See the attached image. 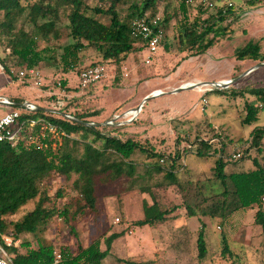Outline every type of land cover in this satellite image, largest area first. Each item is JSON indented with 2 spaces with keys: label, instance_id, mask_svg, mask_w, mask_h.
Instances as JSON below:
<instances>
[{
  "label": "rangeland",
  "instance_id": "rangeland-1",
  "mask_svg": "<svg viewBox=\"0 0 264 264\" xmlns=\"http://www.w3.org/2000/svg\"><path fill=\"white\" fill-rule=\"evenodd\" d=\"M88 1L91 5L106 6L111 2V0ZM180 1H160L159 16L165 18L167 14H174L179 8ZM187 1L191 7L192 17L201 15L203 19L209 18L215 15L218 7L223 4H233L236 14L229 16L225 22L228 27L227 37L220 38L217 45L204 55L186 59L180 66L178 62L186 53L181 52L179 48L176 17L167 25L168 51L161 46L151 64L145 62L146 50L144 54L142 52L132 54L123 69L124 77L119 85H114L110 79L117 74L116 66L112 63L103 64L106 75L98 81L91 92L75 93L69 92L60 80L68 78L71 88L80 86V75L77 70L64 74L57 64L44 62L37 66L39 77L21 79L11 77L0 61V95L29 100L52 110L59 98L67 106L73 96L79 95L76 98L80 99V103L75 98L71 102L72 108H80L82 104L91 111H100L95 120L101 124H105L112 117L114 119L119 117L130 109L133 113L132 109L136 108L147 95L162 89L167 93L147 100L139 113L138 122L130 125L125 135L134 134L144 143L152 142L165 159L175 154L179 155L177 163L180 168L186 164L180 172L183 186H170L164 189V186H159L164 175L152 169L157 159L138 151L133 155L135 169L132 175H124L114 182H97L99 197L97 212L84 213L70 222L56 215L47 225H40L36 233H27L17 238L21 240L20 243L26 240L37 247L41 241L54 244L58 248L66 245L75 249L77 239L88 245L105 234L124 232L114 242L104 264H119L117 258L145 264H264L262 228L254 223L256 209L253 208L242 209L227 218L201 214L189 217L185 214L186 211L181 209L183 214L164 223L145 226L135 224L144 217V202H152L151 194L146 191V187L153 188L167 202L181 204L187 200L192 205L198 201L197 191L200 186L203 187L204 194L211 196L224 189L214 177L212 170L217 157L214 155L206 157L196 153L197 143L200 141L198 136L206 133V130L208 132L203 137L210 140L214 133L217 134L216 138L225 147L226 154L241 152L244 155L239 162H231L229 169L235 167L248 169L253 166L252 157L260 156L256 148L251 147V132L256 127L264 126V110L260 111L257 122L244 124L242 121L246 114L243 111L244 102L251 100L252 97L249 95L245 98L235 97L233 91L253 85L264 86V65L241 76L260 62L239 61L235 58V51L250 41H260L264 51V0H257L254 5L250 4L251 0ZM135 2L139 3L141 0L120 3L118 6L120 14L124 17L131 14V4ZM211 3L212 6H207ZM69 12V8L60 10L58 26L61 38L51 43L58 59L63 52L62 48L73 42L69 35ZM51 19V16L40 17L38 21L42 24ZM31 27L32 23L27 21L26 28L30 30ZM47 45L45 40L40 42L41 47ZM5 46L0 37V58L10 52ZM84 54L87 57L85 65L101 61V55L92 49ZM15 70L18 72L23 69L16 67ZM230 79L236 81L224 91L222 90L225 88H213L204 92L194 87L177 93H168L183 84L186 86L188 82ZM203 98L207 99L206 104ZM3 111H9V108H3ZM122 119L126 120L128 116H123L120 120ZM209 123L213 124V131ZM262 155L260 158L264 161V152ZM166 166H169V162ZM75 178V175L68 179L62 175H55L47 186H43L38 199L45 200L48 197L49 200L44 204L46 207L56 206L58 210H62L76 195L73 190ZM59 189L64 192L63 198L57 196ZM38 199L23 205L12 219L16 221L33 209ZM71 209L74 210V207ZM72 227L79 233V237L71 232ZM202 229L208 248L204 259L198 256L197 242ZM6 234L15 237L12 232ZM225 238L232 251L240 257L236 263L230 256L224 257L221 254Z\"/></svg>",
  "mask_w": 264,
  "mask_h": 264
},
{
  "label": "trees",
  "instance_id": "trees-1",
  "mask_svg": "<svg viewBox=\"0 0 264 264\" xmlns=\"http://www.w3.org/2000/svg\"><path fill=\"white\" fill-rule=\"evenodd\" d=\"M128 1L130 0H111L110 5L106 6L91 5L88 0H0V37L5 42V48L10 49L8 54L0 58L1 64L11 77L16 78L21 71L17 72L16 67L37 68L44 62L57 64L64 74L77 70L79 75L84 69L112 63L116 66L117 74L110 79L114 85H119L123 80V69L129 57L137 52L144 54L148 49L146 40L133 35V21L145 14L149 17L159 15V3L162 0H141L139 3H132V13L124 17L120 14L118 6ZM256 1L251 0L250 4L254 5ZM62 8L70 9L69 35L73 42L62 48L63 52L58 59L51 43L61 38L58 21ZM190 9L188 1L181 0L178 10L174 14H167L161 21L164 30L162 47L168 51L167 25L173 17L178 19L176 23L178 44L180 51L186 53L178 62V66L186 59L204 55L217 45L220 38L227 37L228 27L225 22L229 16L236 14L233 4L220 5L215 15L204 19L201 15L192 17ZM49 16L52 17L51 20L39 24L40 17ZM21 21L23 22L19 25ZM27 21L32 23L30 30L26 28ZM42 40L48 45L41 47ZM89 49L99 53L101 61L85 65L87 57L84 52ZM235 58L239 61L264 62L261 42L250 41L238 48L235 51ZM60 81L69 92L75 93L91 92L98 83H91L85 88L81 85L71 88L68 78ZM233 93L235 97L245 98L247 95L252 97L251 100L244 102L243 111L246 114L242 121L244 124L257 122L260 111L264 110V86L253 85L234 89ZM76 97L79 95L73 96L68 105L61 108V112L71 115L76 120L52 112L46 107L45 110H25L21 106L25 100L11 98L16 103L12 108L21 112L20 122L40 118L44 121L36 125L32 131L26 128L22 132V136H37L35 143L28 142L27 137L16 146L0 142V233L12 232L16 238H21L24 234L36 233L40 225H47L56 215L70 222L84 213L97 212L99 204L97 182L109 183L124 175H132L135 169L133 155L138 151L157 159L152 169L164 175L159 186H164V189L170 186H183L180 172L186 164L180 168L177 163L179 155L175 154L165 159L152 142L144 143L134 134L125 135L129 126L138 122V118L132 123H119L125 119H119L114 124L98 123L95 119L100 111H91L82 104L80 108H72L71 102ZM76 99L80 103V99ZM112 119L114 117L110 118ZM87 122H95L96 125L89 126L85 124ZM46 124L57 128L56 136H61V140L53 137L55 135L43 127ZM209 124L213 131V124ZM206 133L198 136L200 141L197 143L196 153L206 157L211 155L217 157L212 170L214 177L224 189L211 196L204 194L203 187L200 186L197 191L198 201L192 205L187 200L181 204L167 202L153 188L146 187V191L151 194L152 202H144V217L135 224L145 226L164 223L183 214L181 209L185 210L189 217L201 214L227 218L242 209L253 208L256 209L254 223L262 228L264 247V161L260 158L264 152V126L256 127L251 132V147H255L260 156L252 157L253 166L248 169L237 167L229 169L231 162L237 163L241 158L235 159L234 154H226L225 147L216 138L217 134L214 133V137L207 140L203 137ZM249 155L250 153L248 157ZM167 162L169 166H166ZM55 175H62L67 179L76 176L73 182L76 195L62 210H58L56 206L46 207L44 204L49 200L48 197L45 200L38 199L43 186H47ZM57 196L63 198V190L59 189ZM35 199L38 201L33 209L16 221L12 219L23 205ZM73 207L74 210L71 209ZM71 232L79 237V233L73 227ZM123 233L105 234L88 245L77 239L75 249L66 245L58 248L54 244L41 241L34 247L31 242L23 240L20 247H11L9 250L14 255L16 264H104L114 242ZM197 242L198 256L204 259L208 248L203 229L199 232ZM221 254L224 257L230 256L234 263L240 260L226 238ZM117 261L119 264H145L123 258H117Z\"/></svg>",
  "mask_w": 264,
  "mask_h": 264
},
{
  "label": "built area",
  "instance_id": "built-area-1",
  "mask_svg": "<svg viewBox=\"0 0 264 264\" xmlns=\"http://www.w3.org/2000/svg\"><path fill=\"white\" fill-rule=\"evenodd\" d=\"M209 5L212 6L213 4L211 3ZM161 21L162 18L159 15H156L155 17H149L148 14H145L142 17L136 18L132 23L133 35L136 37H141L148 43L147 56L145 57V62L147 64L152 63V59L158 54L164 40V30ZM105 73L106 68L103 65L84 69L79 76L81 87L85 88L91 83L100 81L106 75ZM39 76L40 73L37 68L23 69L19 72V77L21 79L25 77L37 78ZM188 84L194 85L195 88H199L204 92H207L208 90H211L213 88H222V86L216 84L215 82L197 81L188 82ZM156 92L160 93L163 92V90L158 89L152 94H155ZM203 102L206 104L208 101L206 98H203ZM15 104L16 103L10 97L0 95V142H8L12 146H16L22 139L27 137L26 140H28V142L35 143L37 141V136H22V132L26 128L32 131L36 125L44 120L40 118L20 122L21 112L12 108V106ZM65 105L66 104L63 102V100L59 98L56 102V105L54 106V110H50L52 112L59 113L64 117L70 118L71 115L61 112V108H63ZM21 106L28 111H35L38 107L37 104L29 100H25L21 104ZM3 108H9V111H3ZM142 108L140 110L133 108V110L136 111L135 113H131L130 109L120 114L119 117L109 120L106 123L114 124L115 121L121 119L123 116H128V119L119 123H132L138 118L139 113L142 111ZM43 127L48 128L49 131L55 135L53 137H58L59 140H61V136H56L58 134V131L55 126L46 124ZM189 147H191V145ZM243 156L244 155L241 152L234 153L233 155L235 159H240ZM161 161L163 162L164 158H162ZM20 241V239H17L14 236H7L6 233H0V264H16L13 258L14 255L10 252L9 248L21 246Z\"/></svg>",
  "mask_w": 264,
  "mask_h": 264
},
{
  "label": "water",
  "instance_id": "water-1",
  "mask_svg": "<svg viewBox=\"0 0 264 264\" xmlns=\"http://www.w3.org/2000/svg\"><path fill=\"white\" fill-rule=\"evenodd\" d=\"M263 65H264V62H261V63L258 64L257 66H254V67L250 68L249 70H247L246 72H244L241 76H243L244 74H249L251 71L255 70L257 67H259V66H263ZM235 81H236V79H230V80H228V81H226V82H223V81H216L215 83L218 84V85H220V86H222V88H226V87H228L229 85H231L232 83H234ZM202 82H204V81H202ZM194 87H195L194 85H190V86H187V87L180 86V87L174 89L173 92H180V91H182V90H186V89H190V88H194ZM166 93H167V92L163 91V92H160V94H158V95H155V94L147 95V96L142 100V102L136 107V109H137V110H140V109L144 106V104L146 103V101L149 100L151 97H157V96H160V95H163V94H166ZM37 109H38V110H45L46 108H45V107H42V106H38ZM62 114H63V113H62ZM70 118L76 120V118H74V117H72V116H71ZM85 124H87V125H89V126L96 125V123H91V122H87V123H85ZM105 124H107V123H105Z\"/></svg>",
  "mask_w": 264,
  "mask_h": 264
},
{
  "label": "bare ground",
  "instance_id": "bare-ground-1",
  "mask_svg": "<svg viewBox=\"0 0 264 264\" xmlns=\"http://www.w3.org/2000/svg\"><path fill=\"white\" fill-rule=\"evenodd\" d=\"M226 81H228V80H223V82H226ZM184 87H187V86H190L189 84H187L186 86L185 85H183ZM170 91H173V90H170ZM155 94H160L159 92H156ZM133 110V109H132ZM134 112L133 113H135L136 111L135 110H133Z\"/></svg>",
  "mask_w": 264,
  "mask_h": 264
},
{
  "label": "crops",
  "instance_id": "crops-1",
  "mask_svg": "<svg viewBox=\"0 0 264 264\" xmlns=\"http://www.w3.org/2000/svg\"><path fill=\"white\" fill-rule=\"evenodd\" d=\"M174 91V90H173ZM173 91H169L168 93H177V92H173Z\"/></svg>",
  "mask_w": 264,
  "mask_h": 264
}]
</instances>
